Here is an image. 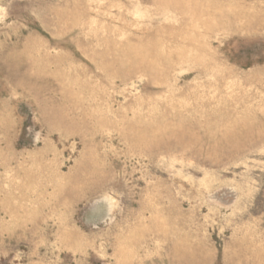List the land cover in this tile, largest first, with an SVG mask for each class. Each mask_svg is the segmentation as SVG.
<instances>
[{
  "label": "rangeland",
  "instance_id": "rangeland-1",
  "mask_svg": "<svg viewBox=\"0 0 264 264\" xmlns=\"http://www.w3.org/2000/svg\"><path fill=\"white\" fill-rule=\"evenodd\" d=\"M0 264H264V0H0Z\"/></svg>",
  "mask_w": 264,
  "mask_h": 264
}]
</instances>
